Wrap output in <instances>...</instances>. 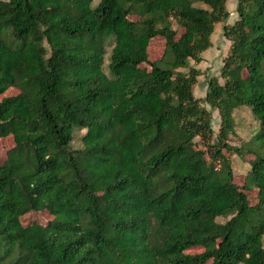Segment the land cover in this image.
<instances>
[{"label":"trees","instance_id":"trees-1","mask_svg":"<svg viewBox=\"0 0 264 264\" xmlns=\"http://www.w3.org/2000/svg\"><path fill=\"white\" fill-rule=\"evenodd\" d=\"M193 1L0 0V93L17 89L0 97V264H264V0L221 25L214 139L189 59L228 10ZM242 103L255 147L228 141Z\"/></svg>","mask_w":264,"mask_h":264},{"label":"rangeland","instance_id":"rangeland-1","mask_svg":"<svg viewBox=\"0 0 264 264\" xmlns=\"http://www.w3.org/2000/svg\"><path fill=\"white\" fill-rule=\"evenodd\" d=\"M97 0H92L94 4ZM193 4L205 6L200 1H193ZM226 8L228 10V16L222 20L214 23L213 29L209 35L210 45L202 50V58L198 62H193L192 59H189V63L198 68L199 72L196 76V81L193 83L192 92L195 97H199L200 103L206 108L210 109L211 112V127H212V139H214L215 133L217 131L219 117L217 110L210 107L206 102L202 101L201 98L204 96L206 89V81L209 76H216L219 81H222V78L219 76V69L222 64V58L226 54L229 40L222 34L221 25L223 23L231 22L236 17L235 11V0H226ZM110 45H107L105 48V53L103 56V70L107 73V60L109 53ZM17 89L13 86H8L3 92L0 93V97L7 94L15 93ZM232 116L234 121V132L229 134L228 141L232 144L238 145L241 143H248L252 145L251 139L255 130L257 129L258 122L255 117L251 114L250 108L245 103L239 104L232 109ZM83 128H74L72 132V139L70 141L71 147L81 146L80 136L83 133ZM12 145L11 135H5L0 137V162L5 158L6 151ZM255 147V145H252ZM249 153H244L243 156L238 154H230L231 168L234 173H245L249 164L246 162L245 158L251 157ZM253 194L254 189L250 190ZM251 202H254V197L251 196ZM50 216L44 210H29L23 213L20 216V221L22 224H26L32 220L43 223ZM228 216L219 215L216 216L217 221H223ZM264 237V235H263ZM199 247H190L187 249L189 252L199 251ZM205 264H208L207 262Z\"/></svg>","mask_w":264,"mask_h":264},{"label":"crops","instance_id":"crops-1","mask_svg":"<svg viewBox=\"0 0 264 264\" xmlns=\"http://www.w3.org/2000/svg\"><path fill=\"white\" fill-rule=\"evenodd\" d=\"M203 53H201V56H202Z\"/></svg>","mask_w":264,"mask_h":264}]
</instances>
